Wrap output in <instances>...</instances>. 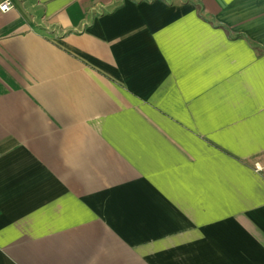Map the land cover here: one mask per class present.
I'll return each mask as SVG.
<instances>
[{"label":"crops","instance_id":"1","mask_svg":"<svg viewBox=\"0 0 264 264\" xmlns=\"http://www.w3.org/2000/svg\"><path fill=\"white\" fill-rule=\"evenodd\" d=\"M12 2L0 264H264V0Z\"/></svg>","mask_w":264,"mask_h":264},{"label":"built area","instance_id":"2","mask_svg":"<svg viewBox=\"0 0 264 264\" xmlns=\"http://www.w3.org/2000/svg\"><path fill=\"white\" fill-rule=\"evenodd\" d=\"M14 9V4L12 0H2L0 2V12L6 13Z\"/></svg>","mask_w":264,"mask_h":264}]
</instances>
